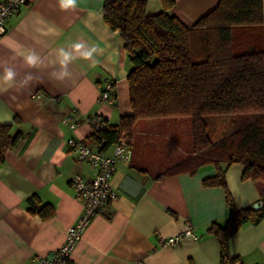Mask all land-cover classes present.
<instances>
[{
  "label": "crops",
  "instance_id": "1",
  "mask_svg": "<svg viewBox=\"0 0 264 264\" xmlns=\"http://www.w3.org/2000/svg\"><path fill=\"white\" fill-rule=\"evenodd\" d=\"M105 1L77 0L74 9L61 10L57 0H27L0 36V77L6 67L16 73L11 86L0 78V125L11 124V135H19L0 161V264H40L41 257L62 245L82 210L70 180L75 173L92 174L69 152L67 140L93 145L88 139L94 131L91 118L103 116L117 124L131 113L127 76L132 65L119 31L103 20ZM145 1L147 14L163 10L162 0ZM218 1L173 0L169 12L191 26ZM77 42L95 46L97 53L85 60L74 52L70 75L61 77L56 50L73 51ZM32 51L42 59L37 67L24 62ZM107 82L113 84V102L101 99ZM176 120L138 123L131 160L120 161L112 179L118 197L85 229L71 253L75 264L221 263L219 241L207 229L212 223L225 225L230 211L223 189L203 184L216 175V167L207 164L192 175L165 174L190 151L183 145L182 121ZM243 171V165L233 164L225 173L237 208L261 201L255 183L242 178ZM32 196L51 204L55 214L47 220L32 214L27 202ZM187 224L196 239L161 243ZM229 251L239 257L235 264H264V217L240 228L229 240Z\"/></svg>",
  "mask_w": 264,
  "mask_h": 264
},
{
  "label": "trees",
  "instance_id": "2",
  "mask_svg": "<svg viewBox=\"0 0 264 264\" xmlns=\"http://www.w3.org/2000/svg\"><path fill=\"white\" fill-rule=\"evenodd\" d=\"M162 1L163 10L156 14H147L145 0L103 4V20L119 31L132 65L127 76L131 113L117 124L100 116L88 139L107 151L123 134L131 145L142 120L189 121L190 151L165 174L192 175L204 165L216 167V175L203 184L223 189L230 212L225 225L212 223L207 231L219 241L220 264H235L239 257L230 254V238L264 217V205L237 208L225 180L231 165H243L242 178L255 183L264 203V0H219L191 26L169 12L173 0ZM245 113L258 116L220 139L209 137L205 116ZM11 129V124L0 125V161L19 139ZM27 202L42 220L55 214L36 196Z\"/></svg>",
  "mask_w": 264,
  "mask_h": 264
},
{
  "label": "built area",
  "instance_id": "3",
  "mask_svg": "<svg viewBox=\"0 0 264 264\" xmlns=\"http://www.w3.org/2000/svg\"><path fill=\"white\" fill-rule=\"evenodd\" d=\"M27 0H0V36L7 31L6 23L13 16L20 13ZM113 84L107 82L101 99L113 102L109 92ZM101 120L96 116L91 123ZM71 128L77 127V122L63 120ZM67 147L76 160L86 163L92 170L90 176L82 173H75L70 180L75 198L82 204V210L76 221L67 228L62 245L51 256H43L40 264H75L71 253L77 242L83 237L85 229L95 215L104 211L117 197L118 192L112 185V179L120 161L129 162L132 151L127 137L123 134L107 150L101 151L98 144L90 145L83 141L69 138ZM185 236L197 238L190 224H187L184 231L169 237H162L161 243L177 245ZM138 264H141L140 262Z\"/></svg>",
  "mask_w": 264,
  "mask_h": 264
},
{
  "label": "clouds",
  "instance_id": "4",
  "mask_svg": "<svg viewBox=\"0 0 264 264\" xmlns=\"http://www.w3.org/2000/svg\"><path fill=\"white\" fill-rule=\"evenodd\" d=\"M57 3L61 10L74 9L77 6V0H57ZM71 48L73 51H69L63 47L56 50V62L61 67V77H66L70 75V73L67 71L68 65L77 59V56L73 54L74 52L85 60L93 59L94 54L97 53V48L95 46L89 47L88 45L79 42L71 45ZM24 62L29 67H37L42 63V59L39 54L32 51L24 57ZM0 78H2L5 83H8L9 86H11V84L15 81L16 73L12 68L6 67L4 69L2 77ZM27 78L31 79L30 76Z\"/></svg>",
  "mask_w": 264,
  "mask_h": 264
},
{
  "label": "rangeland",
  "instance_id": "5",
  "mask_svg": "<svg viewBox=\"0 0 264 264\" xmlns=\"http://www.w3.org/2000/svg\"><path fill=\"white\" fill-rule=\"evenodd\" d=\"M257 116L258 115L255 113L234 114V115L226 114V115H209V116H205L204 119L208 124L209 137L212 140H217L223 137L224 135L229 134L233 130L238 129L243 124H247L250 120H252ZM176 121H179V119ZM181 121H182L181 125L180 124L179 125L183 130L182 141H183V145L187 147L190 146V141H191L190 124L189 121H186V119H182ZM165 123H168V120ZM168 125L169 124H167L166 127Z\"/></svg>",
  "mask_w": 264,
  "mask_h": 264
},
{
  "label": "water",
  "instance_id": "6",
  "mask_svg": "<svg viewBox=\"0 0 264 264\" xmlns=\"http://www.w3.org/2000/svg\"><path fill=\"white\" fill-rule=\"evenodd\" d=\"M263 205H264L263 201H258L257 203L253 204V207H254L255 209H259V208H262ZM51 255H52V254H51ZM51 255H49V256H51Z\"/></svg>",
  "mask_w": 264,
  "mask_h": 264
}]
</instances>
